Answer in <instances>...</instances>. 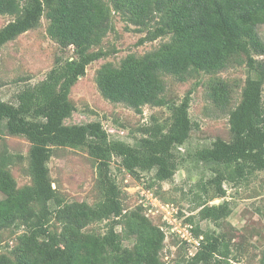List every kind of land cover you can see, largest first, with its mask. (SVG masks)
I'll list each match as a JSON object with an SVG mask.
<instances>
[{
	"label": "trees",
	"instance_id": "trees-1",
	"mask_svg": "<svg viewBox=\"0 0 264 264\" xmlns=\"http://www.w3.org/2000/svg\"><path fill=\"white\" fill-rule=\"evenodd\" d=\"M0 14L16 16L0 28V48L38 27L43 16L49 21L48 34L63 48H75L74 59L57 60L45 78L18 92L16 103L0 99V139L7 133L31 142L32 179L18 186L11 171L14 157L3 153L0 238L6 230L18 236L10 252H0V264H164L166 233L142 205L126 211L111 164L119 157L136 177L140 171H154L152 184L173 179L178 168L174 149L188 141L193 122L192 91L180 102L166 96L171 76L185 81L209 75L207 96L229 115L230 139L219 137L189 154L212 172L217 195H227L225 181L240 183L264 170V58H258L264 56L259 32L264 0H0ZM114 14L146 32L141 44L170 37L143 55L131 53L119 65L106 62L97 70L105 98L140 113L145 105L170 109L164 123L146 126L134 144L110 138L101 121L66 122L76 109L72 88L88 65L108 55L102 43L115 30ZM243 65L248 77L242 85L218 75ZM68 146L86 149L97 164L102 198L94 203L67 201L53 186L49 161L55 147ZM197 186L190 190L197 212L185 223L202 239L188 264H233L229 241L200 226L203 220L229 216L231 207L227 200L211 204L209 187L202 182ZM101 221H107L104 232L88 231ZM125 238H133V246L125 245Z\"/></svg>",
	"mask_w": 264,
	"mask_h": 264
},
{
	"label": "rangeland",
	"instance_id": "rangeland-1",
	"mask_svg": "<svg viewBox=\"0 0 264 264\" xmlns=\"http://www.w3.org/2000/svg\"><path fill=\"white\" fill-rule=\"evenodd\" d=\"M13 15L0 14V28L15 19ZM115 30L103 39L102 48L108 55L93 61L87 66L86 74L80 76L71 91L76 106L67 123L101 121L110 138H120L134 144L144 136V128L155 121L164 123L170 116L167 107L143 106L137 112L122 102L105 98L97 85V70L102 64L112 62L119 65L128 54L143 55L156 49L170 37H160L154 41L140 43L146 32L139 31L136 25L127 22L119 14H114ZM49 21L43 16L40 25L20 34L0 48V99L16 103L18 92L28 84L45 78L57 60L74 59V46L63 48L47 32ZM264 38V24L259 26ZM258 58H264L259 56ZM228 80H237L242 85L248 77L246 66H233L218 74ZM209 75L179 81L169 77L166 96L171 101L180 102L191 92L189 115L193 122L190 138L184 145L174 149L178 168L172 180L152 184L154 171H140L139 177L133 176L114 157L111 174L121 190V199L126 211L142 205L144 213L160 225L166 233L165 246L161 251L164 264H188L199 249L202 237L196 238L186 224V219L194 210L192 188L199 189L198 182L209 187L211 204L228 201L231 214L218 222L203 220V230L224 236L229 241L231 262L233 264H260L264 248V170L257 171L248 180L240 183L224 182L227 195H217L215 186L210 183L212 172L190 157V152L201 146H211L223 137L230 139L229 115L219 110L207 96L206 82ZM198 81V83H197ZM236 95L239 101L241 90ZM31 142L24 136L4 133L0 139V159L3 153L11 154V171L18 186L32 182L29 171V151ZM49 161L53 186L67 201H87L94 203L102 198L98 187V168L89 152L80 147H55ZM198 191V190H196ZM107 221L95 222L88 231L104 232ZM117 230L122 231L121 226ZM18 233L4 231L0 238V252H10L16 244ZM133 238H125L124 244L133 246Z\"/></svg>",
	"mask_w": 264,
	"mask_h": 264
}]
</instances>
